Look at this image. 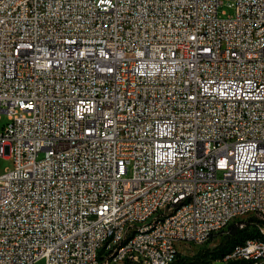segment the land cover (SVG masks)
Listing matches in <instances>:
<instances>
[{
  "label": "built area",
  "instance_id": "2783aa9c",
  "mask_svg": "<svg viewBox=\"0 0 264 264\" xmlns=\"http://www.w3.org/2000/svg\"><path fill=\"white\" fill-rule=\"evenodd\" d=\"M2 114L0 264H172L264 222V0H0Z\"/></svg>",
  "mask_w": 264,
  "mask_h": 264
},
{
  "label": "trees",
  "instance_id": "16d2710c",
  "mask_svg": "<svg viewBox=\"0 0 264 264\" xmlns=\"http://www.w3.org/2000/svg\"><path fill=\"white\" fill-rule=\"evenodd\" d=\"M230 227L233 228L231 232L226 234L216 247L212 249L203 248L191 258L179 255L178 259L172 264H207L215 261L224 264H241L242 262H224V258L234 246L243 244L247 239L260 238L264 240V234L261 232V228H264V222H258L256 219L251 218L242 229L234 224Z\"/></svg>",
  "mask_w": 264,
  "mask_h": 264
},
{
  "label": "rangeland",
  "instance_id": "374dc122",
  "mask_svg": "<svg viewBox=\"0 0 264 264\" xmlns=\"http://www.w3.org/2000/svg\"><path fill=\"white\" fill-rule=\"evenodd\" d=\"M227 4L228 3H226L225 6H223L221 10H226L228 15H233V9L229 8ZM8 122H9V120H8L7 115L6 114H2L1 120H0V126L2 127L3 125L7 124ZM11 167H12V160L10 158L0 157V175L4 174L5 171L7 169L11 168ZM249 217H261V216H259V215H251ZM248 221H249V219H248ZM232 229L233 228H231V227L227 228L222 233L212 237L209 241H207L205 243H202V244H183L181 246V248H180L181 249V256L187 257V258L188 257L191 258V257L195 256L203 248H211L212 249V248L216 247L222 241L223 237L226 234H228L229 232H231ZM261 232L264 234V230L263 229H261ZM253 239L261 241V242H264V240H261L260 238L247 239V240H245V242L248 241V240H253ZM225 260L226 259L224 258V261ZM38 264H45V263H44V261H40ZM207 264H224V263L220 262V261H215V262L207 263Z\"/></svg>",
  "mask_w": 264,
  "mask_h": 264
},
{
  "label": "bare ground",
  "instance_id": "6f19581e",
  "mask_svg": "<svg viewBox=\"0 0 264 264\" xmlns=\"http://www.w3.org/2000/svg\"><path fill=\"white\" fill-rule=\"evenodd\" d=\"M251 215H259L263 217V209L261 208H251L248 209V216ZM246 218V211H238L237 212V219H245ZM218 234H208L204 237V239H201V244L209 241L212 237L216 236ZM130 236H138V229H130ZM247 242H258V240H248ZM264 243V242H263ZM238 246V245H236ZM235 246V247H236ZM235 247L233 249H235ZM233 249L231 251H233ZM225 259H229V253L225 256Z\"/></svg>",
  "mask_w": 264,
  "mask_h": 264
}]
</instances>
